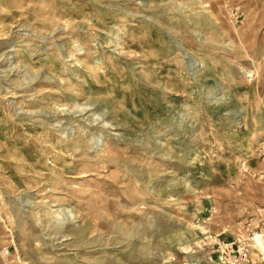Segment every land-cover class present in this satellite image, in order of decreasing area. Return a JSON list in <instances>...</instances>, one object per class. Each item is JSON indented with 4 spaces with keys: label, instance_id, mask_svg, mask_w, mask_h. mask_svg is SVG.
<instances>
[{
    "label": "rangeland",
    "instance_id": "374dc122",
    "mask_svg": "<svg viewBox=\"0 0 264 264\" xmlns=\"http://www.w3.org/2000/svg\"><path fill=\"white\" fill-rule=\"evenodd\" d=\"M255 233L264 0H0V264H264Z\"/></svg>",
    "mask_w": 264,
    "mask_h": 264
},
{
    "label": "bare ground",
    "instance_id": "6f19581e",
    "mask_svg": "<svg viewBox=\"0 0 264 264\" xmlns=\"http://www.w3.org/2000/svg\"><path fill=\"white\" fill-rule=\"evenodd\" d=\"M85 167V166H84ZM84 171V170H83ZM86 171V170H85ZM87 172V171H86ZM80 173V172H79ZM83 175V174H82ZM81 186V185H80ZM90 193V192H89ZM258 233V232H257ZM257 233H255V234H257ZM262 236H261V234H257L256 235V239H257V241H258V243H259V245H260V247H262L263 248V250H264V246H263V242H262Z\"/></svg>",
    "mask_w": 264,
    "mask_h": 264
}]
</instances>
